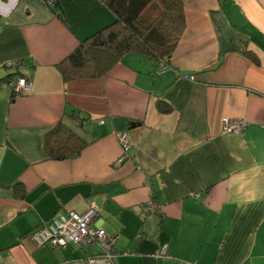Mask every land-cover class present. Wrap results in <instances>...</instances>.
Listing matches in <instances>:
<instances>
[{
    "label": "crops",
    "instance_id": "0c3cea01",
    "mask_svg": "<svg viewBox=\"0 0 264 264\" xmlns=\"http://www.w3.org/2000/svg\"><path fill=\"white\" fill-rule=\"evenodd\" d=\"M180 1L185 28L165 69L125 53L64 81L57 65L110 10L0 0V264H82L97 247L39 245L32 231L91 204L117 264H264V0ZM17 78L30 87L14 95ZM223 119L244 125L226 132ZM59 123L84 146L51 159L44 139ZM149 198L162 206L153 218Z\"/></svg>",
    "mask_w": 264,
    "mask_h": 264
},
{
    "label": "trees",
    "instance_id": "16d2710c",
    "mask_svg": "<svg viewBox=\"0 0 264 264\" xmlns=\"http://www.w3.org/2000/svg\"><path fill=\"white\" fill-rule=\"evenodd\" d=\"M99 1L110 10L114 19L81 40L57 65L64 81L98 77L125 53L140 54L157 65L159 62L167 65L185 28L180 0ZM59 17L64 21L61 13ZM250 57L256 61L252 55ZM157 105L163 112L170 110L163 101ZM72 118L78 124L82 121L79 115L77 119L74 115ZM83 146L84 141L60 123L50 129L44 139L47 157L51 159L76 155Z\"/></svg>",
    "mask_w": 264,
    "mask_h": 264
},
{
    "label": "built area",
    "instance_id": "2783aa9c",
    "mask_svg": "<svg viewBox=\"0 0 264 264\" xmlns=\"http://www.w3.org/2000/svg\"><path fill=\"white\" fill-rule=\"evenodd\" d=\"M42 2L45 5H51L56 0H42ZM165 67L163 62L158 63V70H163ZM7 83L15 95L28 90L30 87L25 78L12 79ZM243 125V120L223 119L222 130L226 132L239 131ZM114 135L125 152L129 147L126 132L115 131ZM123 158L119 159L117 163ZM161 207L159 202L149 198L141 210L147 218H153L160 212ZM98 214V207L91 204L84 212H70L66 215L53 217L50 221L36 227L32 231V235L39 245H49L53 248H63L67 244H74L85 249L97 247L98 250L87 255L82 264H117V253L114 250L116 237L108 234L97 224ZM165 254L166 244H162L156 255L164 256Z\"/></svg>",
    "mask_w": 264,
    "mask_h": 264
},
{
    "label": "water",
    "instance_id": "95a60500",
    "mask_svg": "<svg viewBox=\"0 0 264 264\" xmlns=\"http://www.w3.org/2000/svg\"><path fill=\"white\" fill-rule=\"evenodd\" d=\"M233 17H234V21L236 24H238V25L243 24L244 19H243L241 13L239 12V10H237V9L234 10ZM131 126H135V124L132 123Z\"/></svg>",
    "mask_w": 264,
    "mask_h": 264
},
{
    "label": "rangeland",
    "instance_id": "374dc122",
    "mask_svg": "<svg viewBox=\"0 0 264 264\" xmlns=\"http://www.w3.org/2000/svg\"><path fill=\"white\" fill-rule=\"evenodd\" d=\"M41 2H42V0H41ZM55 3H56V2H55ZM55 3H53V4H51V5H45V4L42 2V4L45 5V6H47V7H52V6L55 5Z\"/></svg>",
    "mask_w": 264,
    "mask_h": 264
}]
</instances>
